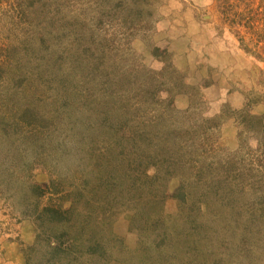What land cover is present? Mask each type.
I'll return each instance as SVG.
<instances>
[{"label": "rangeland", "instance_id": "374dc122", "mask_svg": "<svg viewBox=\"0 0 264 264\" xmlns=\"http://www.w3.org/2000/svg\"><path fill=\"white\" fill-rule=\"evenodd\" d=\"M0 0V264H264V0Z\"/></svg>", "mask_w": 264, "mask_h": 264}, {"label": "trees", "instance_id": "16d2710c", "mask_svg": "<svg viewBox=\"0 0 264 264\" xmlns=\"http://www.w3.org/2000/svg\"><path fill=\"white\" fill-rule=\"evenodd\" d=\"M219 4V6L221 7V9L223 8V6L227 3L225 2V0H216Z\"/></svg>", "mask_w": 264, "mask_h": 264}]
</instances>
